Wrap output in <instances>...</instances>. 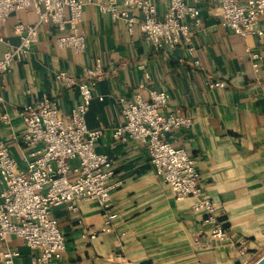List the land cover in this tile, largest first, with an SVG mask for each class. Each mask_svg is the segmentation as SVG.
Instances as JSON below:
<instances>
[{
    "label": "crops",
    "instance_id": "obj_1",
    "mask_svg": "<svg viewBox=\"0 0 264 264\" xmlns=\"http://www.w3.org/2000/svg\"><path fill=\"white\" fill-rule=\"evenodd\" d=\"M196 4L202 25L192 28L196 47L192 56L183 46L156 54L138 27L130 34L123 21H113L97 7L87 6L80 26L87 37L84 53L58 48L61 33L54 25L43 24L30 54L0 73L4 100L0 140L24 169L25 125L19 111L46 95L69 121L81 96L77 88L58 81L57 73L81 77L97 59L104 65L106 75L93 91L86 118L90 129L102 131L96 151L108 155L115 178L122 182L112 196L118 216L112 233L93 237L89 229L104 226L96 201L81 203L76 213L54 208L52 215L65 236L66 251L53 264H247L264 249V60L256 72L246 52L250 48L264 54V38H242L224 26L216 0ZM160 8L166 9V4ZM37 21L31 9L9 17L0 28V60L20 43L15 25ZM258 27L264 30V17ZM211 78L225 81L226 86L210 89ZM152 91L168 92L169 111L179 108L194 122L191 128L171 132L168 140L196 158L204 192L218 208L216 224L207 222L205 213L192 211L193 198L174 197L138 141L114 137L124 123L121 99L131 101L140 95L149 100ZM4 112L10 115L9 124L2 121ZM217 224L247 240L246 255H241L238 244L211 236ZM5 250L20 253L16 264H33L37 254L14 236L0 241V254Z\"/></svg>",
    "mask_w": 264,
    "mask_h": 264
},
{
    "label": "built area",
    "instance_id": "obj_2",
    "mask_svg": "<svg viewBox=\"0 0 264 264\" xmlns=\"http://www.w3.org/2000/svg\"><path fill=\"white\" fill-rule=\"evenodd\" d=\"M193 1L194 3H192ZM198 0H0V28L17 12L34 10L35 24L18 22L14 31L20 39L18 46L4 53L0 60V73L11 69L15 61L24 60L38 41L43 24L54 25L60 36L56 46L75 53L87 49L86 34L81 31L83 13L87 6H95L101 14L110 15L113 21H123L130 34L138 27L156 54H169L183 46L189 55L195 53L192 28L202 25ZM219 17L224 26L245 38H264L258 27L264 17V0H216ZM166 9H161V4ZM253 68L260 70L264 54L246 49ZM200 67L199 61L193 62ZM106 73L101 59L94 67L84 70L81 77L68 72L57 73L56 79L68 88H77L81 102L70 112L69 121L48 96L19 111L25 125L22 144L26 148V167L21 169L6 143L0 140V241L14 236L24 241L37 254L33 264H53L66 251V239L52 212L66 207L79 211L81 203L96 201L102 210L104 226L89 229L93 237L99 233H112L117 214L113 209V192L122 186L115 178L112 160L96 151L101 130H92L87 124V113L93 101V91ZM210 89L224 88L225 81L209 79ZM103 97L99 100L103 101ZM124 123L114 137L123 142L136 140L150 157L156 175L171 189L178 200L193 198L192 211L205 213L207 222L216 224L218 211L215 203L204 192L197 160L184 147H175L169 140L171 132L193 127V120L177 108L169 111L171 98L166 91H152L150 99L137 95L133 100L121 99ZM0 105L4 100L0 97ZM2 121L10 123L4 112ZM211 236L220 241L240 246L246 255L247 240L217 224ZM20 253L5 250L0 254L1 264H16Z\"/></svg>",
    "mask_w": 264,
    "mask_h": 264
},
{
    "label": "rangeland",
    "instance_id": "obj_3",
    "mask_svg": "<svg viewBox=\"0 0 264 264\" xmlns=\"http://www.w3.org/2000/svg\"><path fill=\"white\" fill-rule=\"evenodd\" d=\"M264 256V249L261 250V252L259 253L258 256H256L254 258V260H252L251 262L247 263V264H255L258 260H260L262 257Z\"/></svg>",
    "mask_w": 264,
    "mask_h": 264
},
{
    "label": "water",
    "instance_id": "obj_4",
    "mask_svg": "<svg viewBox=\"0 0 264 264\" xmlns=\"http://www.w3.org/2000/svg\"><path fill=\"white\" fill-rule=\"evenodd\" d=\"M255 264H264V256L258 260Z\"/></svg>",
    "mask_w": 264,
    "mask_h": 264
}]
</instances>
